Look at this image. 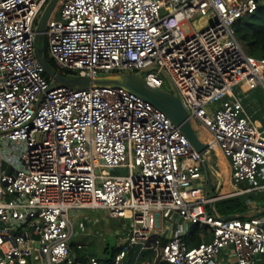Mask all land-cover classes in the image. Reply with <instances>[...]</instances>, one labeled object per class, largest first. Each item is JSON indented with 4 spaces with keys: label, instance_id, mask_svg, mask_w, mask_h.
Instances as JSON below:
<instances>
[{
    "label": "built area",
    "instance_id": "1",
    "mask_svg": "<svg viewBox=\"0 0 264 264\" xmlns=\"http://www.w3.org/2000/svg\"><path fill=\"white\" fill-rule=\"evenodd\" d=\"M50 0H0V264H76L71 216L102 210L121 221L114 264H217L232 247L236 264L264 256V215L221 219L205 210L204 159L163 112L120 88L57 85L35 57L36 26ZM264 0H59L45 43L67 76L142 72L164 88L166 71L210 151L229 159L244 192L264 189V131L236 92L261 88L264 58L249 56L235 26ZM211 22L189 34L196 17ZM211 153V152H210ZM117 170L125 174H117ZM211 233L188 247L181 231L162 246L164 220ZM183 233V232H182ZM89 234V233H87ZM100 236L103 234L99 233ZM104 236L103 240L108 238ZM152 250L127 261L131 248ZM91 264H98L95 258Z\"/></svg>",
    "mask_w": 264,
    "mask_h": 264
},
{
    "label": "water",
    "instance_id": "2",
    "mask_svg": "<svg viewBox=\"0 0 264 264\" xmlns=\"http://www.w3.org/2000/svg\"><path fill=\"white\" fill-rule=\"evenodd\" d=\"M59 0H50L45 6L36 26L35 57L43 69L44 74L51 80L49 88L57 85L66 86L75 90L98 88L124 89L150 103L160 110L182 132L193 149L201 154L204 159V167H211L207 161L210 155L208 143L202 141L196 131L190 113L184 107L178 90L170 75L162 72L169 88H158L149 85L143 78L142 72H125L98 76L96 78H77L60 73L48 60L46 55L45 29L49 17L55 10ZM214 199L210 203L212 214L221 219H250L264 215V204L252 207L246 211L236 212L229 215H219L215 210V201L220 198L219 188H215L212 194Z\"/></svg>",
    "mask_w": 264,
    "mask_h": 264
},
{
    "label": "crops",
    "instance_id": "3",
    "mask_svg": "<svg viewBox=\"0 0 264 264\" xmlns=\"http://www.w3.org/2000/svg\"><path fill=\"white\" fill-rule=\"evenodd\" d=\"M236 92L238 93L239 97H241V101L243 105L246 107L248 113L251 115V117L259 124L261 129L264 131V92L263 90L261 88H258L256 90L249 91V90L243 89L242 87H238L236 88ZM208 137L209 136L205 135L203 136V139L207 141ZM216 150L218 151V153L215 155L214 152ZM207 161L211 166L209 167L211 171H209L208 168L206 169V167L203 168V178L204 179H202L199 184L201 185L202 183L203 184L207 183V185L203 188V190L208 198L212 197V194L215 191V188H219V196H220V198L217 199L216 201L220 199L228 198L231 196L247 195L251 192L264 193V189H256V190L254 189L250 192H244V190L249 188V185L246 183H235L233 181L229 159L223 155L220 149L216 148L212 150L210 155L207 158ZM257 183L260 186L264 185V172L260 171L258 175ZM209 188H211V190ZM210 203L205 205V210L209 213H212ZM247 203L250 206V208H252V207H256L252 205L257 202L249 201ZM196 229H203V228L196 227L192 229V227L189 224H184L180 221H177L176 219L164 220L162 223V232L156 238L158 239L159 244L162 246L163 244L166 243L168 239L177 235L178 234L177 231L180 230L185 241L189 242V245H192L193 241H191L190 239H191L192 233ZM201 235H202V242H203L205 240L203 238V234ZM210 238H211V235L209 233L208 239ZM83 251H86L87 259L95 258L96 261L98 262L96 257L94 256L91 257L89 256V254H87L89 251L88 248L83 249ZM75 257L77 258V251L75 252ZM158 261H161V260L159 258L156 259L154 264H156ZM162 263L165 264L164 262ZM76 264H79V263L76 262ZM217 264H236L235 253L232 247H227L226 249L222 251V253L219 256ZM256 264H264V256H261L259 260L256 262Z\"/></svg>",
    "mask_w": 264,
    "mask_h": 264
},
{
    "label": "trees",
    "instance_id": "4",
    "mask_svg": "<svg viewBox=\"0 0 264 264\" xmlns=\"http://www.w3.org/2000/svg\"><path fill=\"white\" fill-rule=\"evenodd\" d=\"M236 37L244 47L246 53L254 59L264 58V5H260L255 13L244 17L241 19L235 26ZM47 49V45H46ZM49 62L54 66V62ZM199 138L202 141L203 136L197 131ZM255 201L258 205L264 204V193H254L251 192L244 196H231L228 198L220 199L215 202V209L219 215H229L236 212L246 211L250 208L247 202ZM207 230V229H206ZM205 228L196 229L191 236L192 245H189V242H186L188 247H194L202 243V235L205 241L208 242V234ZM208 234H207V233ZM211 235V233H210ZM113 246H106L104 252L106 257L97 258L93 252H89V256L96 257L98 264H114V256L117 250H113ZM76 262L79 264H88V259L86 258V251L78 250ZM156 264H163L161 261H158Z\"/></svg>",
    "mask_w": 264,
    "mask_h": 264
},
{
    "label": "rangeland",
    "instance_id": "5",
    "mask_svg": "<svg viewBox=\"0 0 264 264\" xmlns=\"http://www.w3.org/2000/svg\"><path fill=\"white\" fill-rule=\"evenodd\" d=\"M59 9V2L57 3L54 12L52 13V16H54ZM54 14V15H53ZM211 22L205 17L202 16H196L194 17L190 23H185L183 25V31L186 34H189L192 32V30L199 31L201 29L206 28L208 25H210ZM46 55L48 60L52 61V58L49 54L48 48L46 49ZM164 89H168L169 86L165 80ZM196 127V131H198L202 136H210L208 133L203 130L197 123H194ZM207 134H206V133ZM218 151L216 150L214 154L216 155ZM209 171L210 168L208 167ZM117 174H125V171L123 170H117ZM211 190V188H209ZM241 196V195H237ZM244 196V195H242ZM252 206H258V203L253 204ZM86 217L87 219L91 221L98 220V223L96 224H90L89 228L86 230V233L78 230V234L73 237V241L75 243H81L89 249V252H93L97 258H104L106 257V254L104 252V248L106 246H114L115 241L111 236H106L111 230L120 228L121 221L117 219H113L108 217L107 213L102 210H82L75 213V216H71L73 222H75L76 228L79 221H82L83 218ZM89 233V234H87ZM99 233L103 234V236H100ZM104 236H106L108 239L103 240ZM109 243V244H108ZM78 252V251H77ZM151 257L152 259L155 257V252L152 250H145L141 249L140 245L135 246L130 249L128 255H127V261L131 262H142L147 261ZM91 260L88 259V264H91Z\"/></svg>",
    "mask_w": 264,
    "mask_h": 264
}]
</instances>
